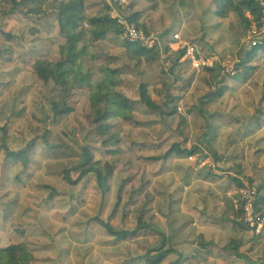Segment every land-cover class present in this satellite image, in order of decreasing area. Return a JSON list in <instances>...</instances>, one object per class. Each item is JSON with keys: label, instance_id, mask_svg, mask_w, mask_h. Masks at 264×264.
Listing matches in <instances>:
<instances>
[{"label": "rangeland", "instance_id": "374dc122", "mask_svg": "<svg viewBox=\"0 0 264 264\" xmlns=\"http://www.w3.org/2000/svg\"><path fill=\"white\" fill-rule=\"evenodd\" d=\"M216 4L217 0H127L119 8L129 18L136 14V22L149 33L162 37L167 31L164 43H171L174 49L187 42L204 57L218 60L213 61L212 68L217 66L214 74L207 76L205 71L197 72L185 56V64L176 65L171 46L168 51L160 49L153 63L142 61L136 66L145 78L123 75L117 90L124 97L137 100L142 82L159 105L166 86L170 95L179 97L178 108L176 113L161 115L134 106L138 121H157L141 136L152 144L133 148L128 135H139L140 127L123 123V153L108 179L109 190L102 193L91 173L75 184L63 178L65 169H71L72 179L77 177L74 166L84 147L96 159L105 157L85 118L89 103L84 91L72 96L71 112L54 116L50 102L57 99L58 88L31 73L37 58L61 60L60 37L53 33L56 7L33 16L12 8L9 0H0V29L12 37L10 42H0V128L8 126L6 149L18 152L32 138L61 147L59 157L55 148L52 156L31 150L26 170L21 157L4 158L0 150V248L20 241L23 230L33 264H150L143 254L164 240L176 253L157 264H175L178 253L187 259L179 264H264V228L261 234L251 235L238 223L233 201L237 186L227 177H234L241 165L240 177L246 183L251 179L257 188L264 183V52L252 57L250 65L256 67L252 76L234 80L236 67L227 72L219 61H225L226 68L237 65L253 47L245 42L238 17L232 12L219 16ZM85 10L88 17L106 14L111 18L104 0H85ZM174 33L181 42L171 41ZM124 42L122 33L97 38L96 57L88 65L95 73L103 63L120 69L127 59ZM179 77H188L186 84ZM221 87L226 90L207 107L205 119L186 114L191 105ZM2 137L0 130V141ZM172 143L195 149V154L151 158ZM96 219L127 232L137 223L146 227L132 240L118 241ZM200 237L207 246L194 254ZM232 238L247 245L242 257L227 250Z\"/></svg>", "mask_w": 264, "mask_h": 264}, {"label": "trees", "instance_id": "16d2710c", "mask_svg": "<svg viewBox=\"0 0 264 264\" xmlns=\"http://www.w3.org/2000/svg\"><path fill=\"white\" fill-rule=\"evenodd\" d=\"M9 2H11L12 8H18L21 13L33 16L43 14L46 8H50L51 6L56 7L57 33L65 39L64 44L58 47L61 60L54 62L49 59L37 58L31 64V73L37 80L43 83H47L48 81L52 82L54 86L58 88L57 99H52L50 102L51 112L54 116L71 112L73 109L70 104L72 96L77 91H84V97L89 103V110L85 118L93 126L105 157L103 159H96L94 158V154L84 147L81 152L82 158L74 166L78 174L77 177L72 179L70 177L71 169H65L63 171V178L68 183L75 184L86 174L91 173L101 192H107L109 190L108 179L113 174L115 165L120 163V156L123 153L120 147V131H123V129H121L123 123L140 127L138 131L139 135L133 136L131 133L128 135L133 148L139 149L146 143L148 145L152 144L141 136L145 133L147 128H154L157 121H138L133 115L134 106L139 105L149 112L155 111L158 114L167 115L177 112L179 100V97L170 95L165 86L161 92V103L158 105L152 101L146 85L142 82H140L141 84L138 88V99L130 100L117 90L118 84L121 82L123 75L126 74H130L134 80L135 78H139L140 80L141 78H145L146 74H139L136 66L142 61L149 64L156 61L160 56V49L168 51L172 48V52L176 57V65H184L185 49H174L171 43H164L167 31H164L161 37L160 48L156 47L151 50H146L139 45L130 44L125 41L123 45L125 55L127 59L131 60L130 62H133L130 63L126 58L123 59L120 69L111 68L107 63L98 64V69L95 73L88 65V63H91L96 57L94 40L97 38H104L110 34L121 35V31L114 19L106 14L88 17L85 10V0H52L53 3H51L50 0H9ZM216 8V13L219 16L224 17L230 12L234 13L238 17L239 27H241L242 31L245 33L253 22H258L259 7L256 0H217ZM248 13L253 14L255 18L254 21L246 17ZM135 16L136 14L131 15L130 21L135 24L137 28L142 29L136 22ZM84 19L87 20L88 29L84 28L82 25ZM11 39L10 33L0 29V42L10 41ZM171 41L175 42L172 37ZM260 52H264V40L260 45L253 47V49L246 53L242 61L236 65L237 73L232 78L234 80H242L252 76L256 67L250 65V61L254 55ZM216 67L206 68L204 70L206 75L212 76ZM187 79L188 77H179L177 80L182 84H186ZM225 90V87H221L214 93H210L196 105H191L187 109L186 114L193 117L198 114L202 119H205L206 115L209 114L207 107L214 104ZM163 107L167 108L166 112L163 110ZM183 124H185V120H183ZM7 128L8 126L6 125L0 128V130L3 131V137L0 141V150L3 151L4 158L11 155H14L15 158L21 157L24 166L23 170H26L28 167L25 163L29 161L31 150L34 152L38 149L40 155L52 156L53 148H55V156L59 157L61 154V147L51 146L47 141V143H45V140L37 141L33 138L18 152H9L5 146ZM206 129L207 131H211L209 125H206ZM26 154L28 158L24 157ZM172 154L187 158L195 154V149L181 148L180 144L172 143L164 153L151 156V158L153 160H166ZM33 162L38 163L34 156ZM235 176L233 177L227 174L228 179L232 180L237 188H241L243 186L239 178L242 176L241 165H238L237 169H235ZM247 180L249 183L248 185L255 186L251 179ZM262 189H264V183L259 184L257 188L256 208L264 217V195L261 194ZM3 195L8 197V193H3ZM239 213L240 208L237 210V216ZM97 221L107 232L113 234L118 241L132 240L139 230L146 227L145 225L137 223L133 231L127 232L115 230L108 223H104L100 220ZM20 232L22 233L20 241L12 242L7 247L0 248V264H33L34 257L27 246V241L24 237L25 232L23 230H20ZM240 242L241 241L231 240L230 243L226 245L227 250L235 252L237 257H242L241 247L247 248L245 244ZM198 246L199 248L194 250V254L200 252L201 249L207 246V243H205L202 237L199 239ZM175 253L176 251L164 240L159 247L146 251L143 255L146 262L157 264L166 259L169 254ZM178 254L175 264H179L186 259L180 253ZM194 256L195 255H192V257Z\"/></svg>", "mask_w": 264, "mask_h": 264}, {"label": "built area", "instance_id": "2783aa9c", "mask_svg": "<svg viewBox=\"0 0 264 264\" xmlns=\"http://www.w3.org/2000/svg\"><path fill=\"white\" fill-rule=\"evenodd\" d=\"M104 1L108 8V14L116 21L125 41L130 44L139 45L146 50H151L156 47L160 48L161 37L159 35L137 28L135 24L130 21L127 13L119 11L121 6L127 5V0ZM256 2L259 7L258 22H253L244 35L245 42L250 47H256L264 40V0H256ZM246 17L251 21H254L255 19L253 14L250 13H248ZM83 24L87 27L85 21H83ZM172 38L175 42H181L179 41L180 37L178 33H174ZM183 44L185 46L183 47L185 49V57L197 72L204 71L206 68H212L213 61L218 60L216 57H204L193 44L187 42H184ZM219 62L221 67L226 69L227 72L235 70V63L229 68H226L227 65L225 61L221 60ZM236 204L238 208H240V213L237 217L238 223L241 224V226H243L251 235L261 234L264 228V217L256 208L257 188L244 183L238 191Z\"/></svg>", "mask_w": 264, "mask_h": 264}, {"label": "crops", "instance_id": "0c3cea01", "mask_svg": "<svg viewBox=\"0 0 264 264\" xmlns=\"http://www.w3.org/2000/svg\"><path fill=\"white\" fill-rule=\"evenodd\" d=\"M17 12H18V11H17ZM55 12H56V11H55ZM19 14H20V13H19ZM55 21H56V19H55ZM56 26H57V23H56ZM33 30H34L33 33H36V32H37L35 29H33ZM53 33H54L56 36L59 35V34L57 33V28H55V29L53 30ZM53 33H52V34H53ZM36 34H37V33H36ZM59 37H60V39H59L58 42L60 43L59 45H61V44L63 43V39H64V38L61 37L60 35H59ZM9 42H10V41H9ZM235 177H237V176H235ZM239 178H240V180L242 181V183H243V185H244V183H246L245 180L242 179V177H239ZM247 184H248V183H247ZM254 187H255V186H254ZM239 189H240V188H237V189H236L237 192L234 191L235 196H234V198H233L234 206L236 207V212H237V210H238V206H237L236 202H237V199H238V191H239ZM236 217H238V216L236 215ZM235 220H236V219H235ZM236 222H237V221H236ZM249 234H250V233H249ZM230 240H235V239L232 238V239H230ZM245 245H246V244H245ZM246 246H247V245H246ZM241 249H242V251L245 250V248H242V247H241Z\"/></svg>", "mask_w": 264, "mask_h": 264}]
</instances>
